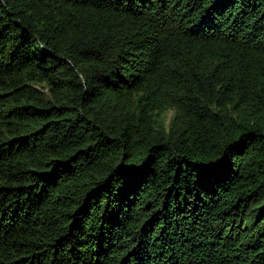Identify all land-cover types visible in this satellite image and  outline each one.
I'll return each mask as SVG.
<instances>
[{"label":"trees","instance_id":"1","mask_svg":"<svg viewBox=\"0 0 264 264\" xmlns=\"http://www.w3.org/2000/svg\"><path fill=\"white\" fill-rule=\"evenodd\" d=\"M0 264H264V0H0Z\"/></svg>","mask_w":264,"mask_h":264},{"label":"rangeland","instance_id":"2","mask_svg":"<svg viewBox=\"0 0 264 264\" xmlns=\"http://www.w3.org/2000/svg\"><path fill=\"white\" fill-rule=\"evenodd\" d=\"M173 116V112H169L168 115L166 116V123L169 124L171 118Z\"/></svg>","mask_w":264,"mask_h":264}]
</instances>
